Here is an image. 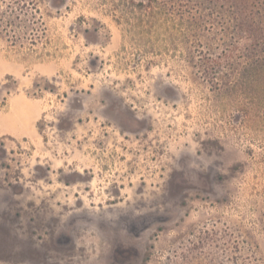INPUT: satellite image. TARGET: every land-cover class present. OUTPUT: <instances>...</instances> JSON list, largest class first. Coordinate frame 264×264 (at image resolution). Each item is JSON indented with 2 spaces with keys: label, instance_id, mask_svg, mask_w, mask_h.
Here are the masks:
<instances>
[{
  "label": "rangeland",
  "instance_id": "1",
  "mask_svg": "<svg viewBox=\"0 0 264 264\" xmlns=\"http://www.w3.org/2000/svg\"><path fill=\"white\" fill-rule=\"evenodd\" d=\"M214 1L0 0V264H264V86Z\"/></svg>",
  "mask_w": 264,
  "mask_h": 264
},
{
  "label": "trees",
  "instance_id": "2",
  "mask_svg": "<svg viewBox=\"0 0 264 264\" xmlns=\"http://www.w3.org/2000/svg\"><path fill=\"white\" fill-rule=\"evenodd\" d=\"M231 1L233 18L236 20L241 18V20L236 23L235 30L231 32L233 38L230 37V40L224 43L226 47L223 49L221 61L224 60L222 64L228 69L224 75L229 77L236 86L246 81L261 82L264 86V0ZM240 49L243 57L240 64L242 67L234 55L235 51ZM241 56H239L240 59H242ZM220 63L216 61L209 65L218 68ZM205 72L209 73L207 70ZM208 77L211 79L210 76Z\"/></svg>",
  "mask_w": 264,
  "mask_h": 264
}]
</instances>
